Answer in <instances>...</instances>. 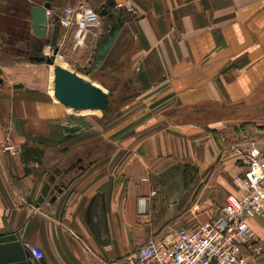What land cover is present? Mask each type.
I'll return each mask as SVG.
<instances>
[{"label": "crops", "instance_id": "1", "mask_svg": "<svg viewBox=\"0 0 264 264\" xmlns=\"http://www.w3.org/2000/svg\"><path fill=\"white\" fill-rule=\"evenodd\" d=\"M80 4L99 25L78 46L60 26L47 45L62 9ZM44 5L41 39L30 17ZM113 12L125 25L87 72ZM52 51L124 116L109 124L59 103L53 67L33 59ZM253 147L264 152V0H0V236L15 234L32 264V247L41 264H124L170 229L212 219L241 195ZM247 223L261 247L242 252L264 264V219Z\"/></svg>", "mask_w": 264, "mask_h": 264}, {"label": "built area", "instance_id": "2", "mask_svg": "<svg viewBox=\"0 0 264 264\" xmlns=\"http://www.w3.org/2000/svg\"><path fill=\"white\" fill-rule=\"evenodd\" d=\"M116 9L132 11L124 4ZM62 14L59 25L75 28L76 46L100 23V14L86 4L66 6ZM7 149L14 151L11 146ZM246 158V169L236 179L241 195H227L218 214L206 222L172 228L164 237L151 239L127 256L124 264H249L250 256L242 246L249 245L252 251L261 247L247 220L264 219V152L253 147ZM30 250L35 261L42 258L38 248Z\"/></svg>", "mask_w": 264, "mask_h": 264}, {"label": "water", "instance_id": "3", "mask_svg": "<svg viewBox=\"0 0 264 264\" xmlns=\"http://www.w3.org/2000/svg\"><path fill=\"white\" fill-rule=\"evenodd\" d=\"M48 5L33 6L31 8L30 28L31 32L38 38L46 39L48 28L51 22L48 21L46 11ZM112 22L108 30L103 33L96 42L94 54L90 62L87 72L95 70L101 66L113 46L115 40L120 34L125 20L118 15V12H113L110 18ZM60 25L56 24L52 27L50 38L46 39L47 45L55 47L58 39ZM32 45L34 41L31 42ZM57 50H55V53ZM33 58L37 62H44L53 67V96L62 105L74 109L75 111L82 110H99L104 111L110 104L108 96L102 89L85 80L82 76L72 72L59 64L55 63L54 56ZM49 190V185L46 183L43 187V194L39 198V202H43L45 193ZM60 191V189H58ZM0 264H32L29 260L28 251L19 242L15 234L0 236ZM41 264V261H37Z\"/></svg>", "mask_w": 264, "mask_h": 264}, {"label": "rangeland", "instance_id": "4", "mask_svg": "<svg viewBox=\"0 0 264 264\" xmlns=\"http://www.w3.org/2000/svg\"><path fill=\"white\" fill-rule=\"evenodd\" d=\"M122 114L123 113H117V110L113 108V105H109L104 111H100L99 113H94L91 115L104 117L106 120H108L107 122L109 124H112L117 121L118 117H123L124 115ZM261 139V137L257 138V136L255 135V140L259 141ZM257 244L259 243L257 242Z\"/></svg>", "mask_w": 264, "mask_h": 264}, {"label": "bare ground", "instance_id": "5", "mask_svg": "<svg viewBox=\"0 0 264 264\" xmlns=\"http://www.w3.org/2000/svg\"><path fill=\"white\" fill-rule=\"evenodd\" d=\"M56 63L61 64V61L58 60ZM82 111H87V110H82ZM82 111H79V112H82Z\"/></svg>", "mask_w": 264, "mask_h": 264}]
</instances>
